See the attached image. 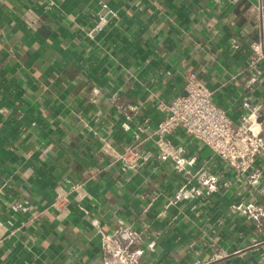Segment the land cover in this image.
Instances as JSON below:
<instances>
[{"label":"crops","instance_id":"1","mask_svg":"<svg viewBox=\"0 0 264 264\" xmlns=\"http://www.w3.org/2000/svg\"><path fill=\"white\" fill-rule=\"evenodd\" d=\"M102 3L116 16L88 40ZM263 13L264 0H0V264H264V150L238 175L176 132L191 173L217 179L189 177L177 199L187 181L169 162L125 173L98 153L99 137L122 151L153 129L190 74L235 124L256 111L264 140ZM79 180L90 199L60 221L52 191Z\"/></svg>","mask_w":264,"mask_h":264},{"label":"built area","instance_id":"2","mask_svg":"<svg viewBox=\"0 0 264 264\" xmlns=\"http://www.w3.org/2000/svg\"><path fill=\"white\" fill-rule=\"evenodd\" d=\"M115 16L116 12L102 3L100 11L92 17L89 29L83 31V37L94 40ZM260 28L264 29V13L261 14ZM232 47L237 49L238 45L232 43ZM251 50L254 56L251 66H262L263 41L253 43ZM256 72L259 73L258 70ZM241 107L248 110L250 105L248 101H243ZM157 109L160 116L153 129L147 131L145 127H138L133 141L122 151H117L104 137H99L98 153L107 158L110 165L119 166L125 173L148 167L153 157L159 162H169L174 172L187 181L178 190L175 199L183 196L189 177L199 179L202 187L211 188H215L217 180L210 176L204 179L205 175L201 173H191L189 167L193 164V158L186 157L184 148L171 139L176 132H182L208 148L214 158L231 167L238 175H247L264 150L256 111L244 114L241 121L235 124L225 110L215 103L211 91L194 74L186 77L183 95L169 101H159ZM86 182L79 180L68 188L54 187L49 207L56 213L58 220L65 219L71 213L73 204L81 207L90 199ZM17 208L24 210L21 205ZM8 232V228L0 223V244L10 236Z\"/></svg>","mask_w":264,"mask_h":264}]
</instances>
